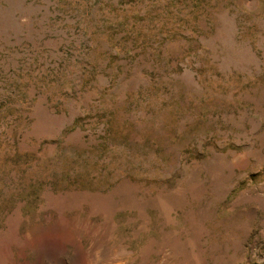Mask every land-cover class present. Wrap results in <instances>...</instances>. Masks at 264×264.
Here are the masks:
<instances>
[{
    "label": "rangeland",
    "instance_id": "rangeland-1",
    "mask_svg": "<svg viewBox=\"0 0 264 264\" xmlns=\"http://www.w3.org/2000/svg\"><path fill=\"white\" fill-rule=\"evenodd\" d=\"M0 264H264V0H0Z\"/></svg>",
    "mask_w": 264,
    "mask_h": 264
}]
</instances>
